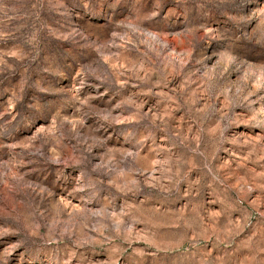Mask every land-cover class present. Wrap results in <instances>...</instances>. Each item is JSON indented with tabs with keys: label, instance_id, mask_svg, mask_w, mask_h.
I'll return each mask as SVG.
<instances>
[{
	"label": "rangeland",
	"instance_id": "1",
	"mask_svg": "<svg viewBox=\"0 0 264 264\" xmlns=\"http://www.w3.org/2000/svg\"><path fill=\"white\" fill-rule=\"evenodd\" d=\"M0 264H264V0H0Z\"/></svg>",
	"mask_w": 264,
	"mask_h": 264
}]
</instances>
